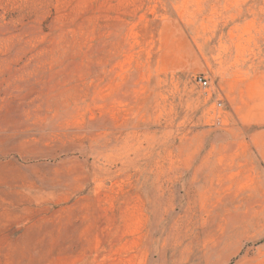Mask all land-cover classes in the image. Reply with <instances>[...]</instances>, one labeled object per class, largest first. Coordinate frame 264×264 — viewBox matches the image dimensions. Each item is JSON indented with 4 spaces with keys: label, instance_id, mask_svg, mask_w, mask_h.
<instances>
[{
    "label": "rangeland",
    "instance_id": "374dc122",
    "mask_svg": "<svg viewBox=\"0 0 264 264\" xmlns=\"http://www.w3.org/2000/svg\"><path fill=\"white\" fill-rule=\"evenodd\" d=\"M0 264H264V0H0Z\"/></svg>",
    "mask_w": 264,
    "mask_h": 264
},
{
    "label": "built area",
    "instance_id": "2783aa9c",
    "mask_svg": "<svg viewBox=\"0 0 264 264\" xmlns=\"http://www.w3.org/2000/svg\"><path fill=\"white\" fill-rule=\"evenodd\" d=\"M198 82L204 87L209 86V81L206 77H199Z\"/></svg>",
    "mask_w": 264,
    "mask_h": 264
}]
</instances>
